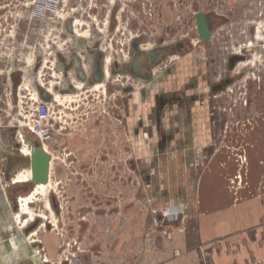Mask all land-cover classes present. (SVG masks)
I'll return each mask as SVG.
<instances>
[{
  "label": "rangeland",
  "instance_id": "1",
  "mask_svg": "<svg viewBox=\"0 0 264 264\" xmlns=\"http://www.w3.org/2000/svg\"><path fill=\"white\" fill-rule=\"evenodd\" d=\"M197 13L224 19L204 44ZM182 41L196 52L159 66L177 75L154 90L126 74L135 50ZM96 49L102 82L74 61L63 73L59 58L87 67ZM173 82L193 105L157 123L153 98ZM38 88L52 99L49 179L11 206ZM1 243L3 264H264V0H0Z\"/></svg>",
  "mask_w": 264,
  "mask_h": 264
},
{
  "label": "flooded vegetation",
  "instance_id": "2",
  "mask_svg": "<svg viewBox=\"0 0 264 264\" xmlns=\"http://www.w3.org/2000/svg\"><path fill=\"white\" fill-rule=\"evenodd\" d=\"M137 47L138 46L133 47V48H137ZM155 50L161 51L164 55H162L159 58H155L153 60L144 59L143 62L141 63V70H140V72H138V74L136 72L131 71V62H132L133 54L135 53L136 50L132 54V58L130 59V62H129L130 64H128L125 67L126 74L128 75L129 78H131V80L134 84H138V85L140 84L141 86H142V83L146 84L144 87L140 88L141 90H154L156 87L159 86V84H161V81L166 80L165 78H167L169 75H173V76L177 75L174 72V69L176 68V63L165 68V70L161 74H159V75L155 74V70L159 66L166 63L171 57H178L180 59H182V58L184 59L185 57L191 56V55H193L194 52H196L195 47L189 41H182V42H176V43H171V44H166V45H159V46L152 47L150 49L140 50V51L148 53V52H154ZM97 51H99L101 53V57H102L100 69H99V78L95 77L96 73H94V75L92 73V70L94 67V62H95L96 57H97V55H96ZM91 54L94 55V59L90 63L91 64V66L89 68L90 77L89 78L86 77L83 73L84 79H81L82 74H79L78 71H77L76 76L82 82L86 81V83H90V84L100 83L104 79L103 67H104V57L105 56H104L103 52H101L99 49L92 50ZM194 61H197V59H194ZM63 68L65 69V72H63V73L67 74L66 72L70 69V67L68 68V66L63 64ZM111 72H112V70H111ZM144 73L149 75V78H148L149 80H145ZM132 88H130V89L133 90ZM195 88H196V82L195 81H190L184 86V90L193 91V90H195ZM74 89L75 88H73L71 92H73ZM158 90H162V89L158 88ZM170 90H172V91H169V92L160 91V93H158L153 98L154 111H153L152 119L157 123L159 122L161 115L165 112L166 108L173 107V106H176V107L179 106V107H183L184 109H190L193 105V98H192L193 96L192 95H190V96L189 95L188 96L183 95L179 91L180 89L175 87L174 82H173V86L171 87ZM65 91H67V90H65ZM40 147L43 148L41 145H40ZM43 150L45 151V153H47L50 156L47 149L45 150L43 148ZM49 161L52 162L51 156H50ZM52 200H53V206L56 209L58 207V205H57L56 201H54V199H52Z\"/></svg>",
  "mask_w": 264,
  "mask_h": 264
},
{
  "label": "water",
  "instance_id": "3",
  "mask_svg": "<svg viewBox=\"0 0 264 264\" xmlns=\"http://www.w3.org/2000/svg\"><path fill=\"white\" fill-rule=\"evenodd\" d=\"M195 25L197 34L200 40L201 44H204L211 36V32L213 31V28L216 23H223L224 19L217 17L215 15H207L204 13H197L194 16ZM96 60L94 62V67L92 70V73H96L95 77L99 78V69L101 64V53L99 51L96 52ZM162 55H164L161 51L155 50L154 52H148L145 53L140 50H136L133 54L132 62H131V71L140 72L141 70V63L144 59L146 60H153L155 58H159ZM74 62L77 65V71L79 74H81V68H80V61L77 56H74ZM146 71V70H145ZM81 79H84V75H81ZM145 80H149V75L144 73ZM38 93L40 98L45 102H51V95L44 91L41 88H38ZM13 98H16V90L14 87V93ZM27 143L29 144L30 148V156L27 159H24V163L27 167L30 168V179L27 183V185L23 186L25 192L32 189V186H37L40 184H46L48 181V167H49V160L50 156L45 153L43 148L40 147V144L38 141H30L28 138L25 139ZM30 184V185H29ZM31 232V228H27L24 233L27 235ZM21 238V237H20ZM21 242L23 243V238H21Z\"/></svg>",
  "mask_w": 264,
  "mask_h": 264
},
{
  "label": "built area",
  "instance_id": "4",
  "mask_svg": "<svg viewBox=\"0 0 264 264\" xmlns=\"http://www.w3.org/2000/svg\"><path fill=\"white\" fill-rule=\"evenodd\" d=\"M30 104L27 107V114H22V127L28 130L40 145H46L51 138L53 123L50 119L49 104L43 100H34L30 98Z\"/></svg>",
  "mask_w": 264,
  "mask_h": 264
},
{
  "label": "crops",
  "instance_id": "5",
  "mask_svg": "<svg viewBox=\"0 0 264 264\" xmlns=\"http://www.w3.org/2000/svg\"><path fill=\"white\" fill-rule=\"evenodd\" d=\"M77 54H75V56H76ZM78 57V56H77ZM62 58V57H61ZM61 58H59V60H60V62L62 63V65L63 64H65L66 66H68V68L69 67H71V66H73V61L74 60H72L70 63H68L67 61H66V59H67V57H65L64 59H65V62H63L62 60H61ZM88 60H89V63H88V66L86 67L85 65H81V63L79 64L80 65V68H82L83 69V72H84V75L86 76V77H90V75L88 74H86V72L85 71H89V68H90V66H91V62L93 61V59L92 58H89L88 57ZM56 69H58V71H59V68H56ZM91 70V69H90ZM66 73H68V71L66 72ZM90 73V72H89ZM68 75V74H67ZM10 76V78H11V80H12V82H13V88L15 87H17L18 85H20V82H21V80H22V78H21V72H14L13 70H12V73L9 75ZM68 76H70V75H68ZM67 76V77H68ZM58 80V79H57ZM55 83H56V85L58 86V87H60L61 86V84H63V83H65V84H67V81H65V82H63V79H60V82H56L55 81ZM58 87H57V90H58ZM46 88V90H47V87H45ZM61 88V90H58V91H61L62 93H63V91H65L64 89H66L65 87H60ZM66 92V91H65ZM63 94H66V93H63ZM136 127V126H135ZM25 139H26V137H25ZM10 158H11V163H12V161H13V163H19V164H23L24 163V158H23V156H15V154L13 155V156H10ZM23 186H25V184L23 185ZM23 186H21V187H19V186H17V184H15V185H13V186H10L9 188H8V191H7V195H8V197L10 198V205L11 206H16L17 205V199H18V197H16V196H18L19 194H21V195H24V194H28L31 190H29V191H27V192H25L24 191V189L22 188ZM22 188V189H21ZM53 201V200H52ZM10 206V207H11ZM31 224V223H30ZM29 226V225H28ZM5 242H7V241H5ZM4 243V242H3ZM3 243H1L0 244V260L2 259L3 261H1L2 262V264H3V262H6V261H4V258L5 257H8V259H9V257L11 256V250H10V252L8 253V249L6 248V245H3ZM7 249V250H3V249ZM41 264H49V262H46L45 263V261L43 260V261H41Z\"/></svg>",
  "mask_w": 264,
  "mask_h": 264
},
{
  "label": "bare ground",
  "instance_id": "6",
  "mask_svg": "<svg viewBox=\"0 0 264 264\" xmlns=\"http://www.w3.org/2000/svg\"><path fill=\"white\" fill-rule=\"evenodd\" d=\"M71 75H75V70L73 69L72 71H71ZM35 94H36V96L38 97L39 96V94H38V91H35ZM28 131V130H27ZM29 132V131H28ZM30 133V132H29ZM31 134V133H30ZM27 142V141H26ZM43 148H44V146H46L45 144L44 145H41ZM26 159L27 158H29V156H30V148H29V144H28V146H27V148H26ZM49 164H50V161H49ZM26 168H28V174H27V176L25 177L26 179H25V181L26 182H28L29 181V179H30V168L29 167H26ZM48 179H49V167H48ZM48 182V181H47ZM47 187V185H45V184H40V185H37V186H35L34 188H32L33 189V193L35 194V193H37V192H39V191H43V190H45V188ZM22 211H25V209L23 208V210ZM21 213L22 212H19V216L21 217ZM27 223V221L26 222H24L23 223V225L24 224H26Z\"/></svg>",
  "mask_w": 264,
  "mask_h": 264
}]
</instances>
